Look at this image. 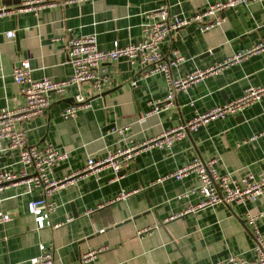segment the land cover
<instances>
[{
	"label": "crops",
	"instance_id": "0c3cea01",
	"mask_svg": "<svg viewBox=\"0 0 264 264\" xmlns=\"http://www.w3.org/2000/svg\"><path fill=\"white\" fill-rule=\"evenodd\" d=\"M48 1L57 3L35 14L20 11L0 16V109L23 103L11 76L19 61L29 62L34 79L62 80L71 74L67 38L93 33L97 48L103 50L113 43L133 44L141 37L146 11L166 3L171 11L190 15L215 0ZM13 4L0 0V6ZM222 14L219 26L200 32L191 23L171 31L160 43L163 60L171 58L172 50L182 57L170 68L172 77L212 67L264 39V1ZM9 30L14 32L11 38L4 34ZM101 66L109 80L100 93L87 83L70 86L62 96L51 93L41 114L17 123L26 144L50 143L67 151V159L51 170L54 179L81 168L87 157H103L117 147L154 137L195 113L239 96L248 85L264 84V51H259L176 91L165 107L162 74H146L124 57ZM77 91L88 105L62 119L59 112L69 104L62 100L72 99ZM153 105L159 109L150 111ZM193 157H215L217 172L233 178L263 173L264 97L240 112L198 125L167 150L138 151L115 178H104L111 173L103 170L99 179L86 174L55 189L50 197L55 209L49 216L51 224L58 223L54 228L36 229L27 211L26 203L38 196L37 190L27 192L23 184L6 185L0 190V211L8 213L10 220L0 223V264H29L39 253V244L51 252L52 264H210L229 255L253 260L254 236L244 218L246 212L264 210V188L253 201L187 211L201 196L197 192L177 195L194 187L195 177L156 179ZM16 161L15 150L0 155V166L15 169ZM120 190L130 192L117 198ZM257 228L264 234L263 223L258 222ZM89 251L94 255L81 261L80 256Z\"/></svg>",
	"mask_w": 264,
	"mask_h": 264
},
{
	"label": "built area",
	"instance_id": "2783aa9c",
	"mask_svg": "<svg viewBox=\"0 0 264 264\" xmlns=\"http://www.w3.org/2000/svg\"><path fill=\"white\" fill-rule=\"evenodd\" d=\"M12 1L15 4L0 6V16L20 11H30L35 14L39 9L52 7L57 3V1L48 0ZM66 1L70 0H63V2ZM263 1L215 0L208 3L204 9L190 15L171 11L169 6L163 3L144 13V21L140 25L141 37L136 43L123 46L113 43L110 48L105 50L97 48L93 33L67 38L65 41L67 45L66 60L71 66V74L62 80H51L47 77L34 79L30 75V66L27 60L23 59L16 63L11 69V76L18 86L23 103L14 108L0 109V155L4 150H15L18 166L15 169L0 166V190L9 184H23L27 187V192L37 190L38 196L26 203L27 211L33 216L36 229L45 226L54 228L58 226V223L51 224L49 216L55 209V203L50 198L55 189L73 184L86 174H92L96 179H99V174L103 170H108L114 175L112 178H115L117 177L116 173L138 151L148 147L167 150L172 143L184 137L189 131L195 130L198 125L215 118L224 117L227 114L240 112L248 105L264 97V84L260 86L248 85L239 96L209 107L203 112L195 113L181 124L165 129L154 137L117 147L103 157H87L81 168L59 179L50 176L51 170L55 165L67 159V151L60 150L50 143L40 147L26 144L23 130L17 127V123L41 114L48 107L51 93L62 96L70 86L78 88L83 83H87L94 93H100L105 89L109 80L108 73L101 66L102 63L115 62L120 57L126 58L130 63L137 64L146 74H162L166 83V95L163 98V105L165 107L169 106L176 91L185 89L190 83L197 81L203 75L226 67L249 54L264 51V39L212 67L193 69L183 76L172 77L170 68L175 66L182 57L176 50H172L170 59H162L159 45L165 37L171 31L191 23L196 24L200 32L206 31L219 26L224 21L222 14L224 10L246 6L251 2ZM13 33L12 30H9L4 34L7 38H11ZM58 38L60 37H56V39ZM87 105V100L77 91L73 95L72 101L60 110L59 115L62 119L71 118L78 108ZM158 109L157 105H153L150 111ZM123 130L124 128L117 129L119 133H122ZM215 162V157L205 160L193 157L174 171L158 177L156 182L168 178L179 180L192 174L196 179V184L191 189L177 195V197L197 192L201 199L196 204L189 206L187 211H196L219 203L253 201L261 194L264 188V172L256 176L245 173L238 178H233L228 173H218ZM129 192L120 190L117 198H123ZM9 220L10 215L0 211V223ZM244 220L254 236V259L246 260L240 255H229L223 260L210 264H264V234L259 232L257 228L258 222L264 224V210L246 212ZM99 231H102V229ZM141 232L143 231L137 233ZM144 232L146 231L144 230ZM38 249L39 253L29 259V264H52L51 252L46 250L43 244H39ZM93 255V251L83 253L80 260L85 262Z\"/></svg>",
	"mask_w": 264,
	"mask_h": 264
},
{
	"label": "water",
	"instance_id": "95a60500",
	"mask_svg": "<svg viewBox=\"0 0 264 264\" xmlns=\"http://www.w3.org/2000/svg\"><path fill=\"white\" fill-rule=\"evenodd\" d=\"M101 94L103 95L105 93L103 92ZM62 101L67 102V103H70L72 101V99H63ZM110 127H111V125H107V127H105V128H110ZM120 173H121L120 171L118 173H116V176L120 175ZM112 177H114V175L113 174H110V175H107L104 178H112Z\"/></svg>",
	"mask_w": 264,
	"mask_h": 264
}]
</instances>
